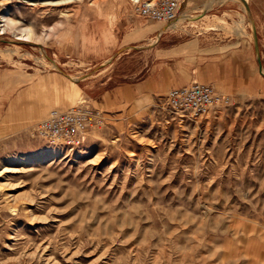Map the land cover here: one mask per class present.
Returning a JSON list of instances; mask_svg holds the SVG:
<instances>
[{
    "label": "rangeland",
    "instance_id": "1",
    "mask_svg": "<svg viewBox=\"0 0 264 264\" xmlns=\"http://www.w3.org/2000/svg\"><path fill=\"white\" fill-rule=\"evenodd\" d=\"M34 1L42 0H0V26L4 3L14 20L0 30V264H264V34L261 68L249 0H185L179 15L195 18L148 40L159 58L173 36L247 45L237 63L254 66L246 74L255 71L257 91L231 89L222 76L214 86L232 103L197 119L168 107L169 89L116 111L84 89L140 77V49L120 54L119 44L162 23L130 0ZM27 26L38 39L17 42ZM82 103L105 122L73 148L48 146L36 132L44 118H27ZM56 147L55 162L30 159Z\"/></svg>",
    "mask_w": 264,
    "mask_h": 264
},
{
    "label": "crops",
    "instance_id": "2",
    "mask_svg": "<svg viewBox=\"0 0 264 264\" xmlns=\"http://www.w3.org/2000/svg\"><path fill=\"white\" fill-rule=\"evenodd\" d=\"M260 1L249 0L248 3L256 23L257 33L264 34V8L261 10ZM164 26L163 23L161 25L144 26L136 32L139 34L136 40L119 44L120 54H126L128 47H134L135 50L140 49L136 55L142 58V75L135 80L117 83L108 88L98 86V90H90L86 88L87 86L84 87L92 100L100 102V105L107 111H116L131 105L139 97L164 95L168 89L178 87L179 83L190 84L198 80H200L198 82L208 80V82L203 83L214 86L215 83L221 80L222 76H226L232 84L231 89L239 91V87L245 85L250 93L257 91L255 86L258 81L255 77V71L250 75L246 74V70L254 68V66L251 63L247 64L245 61L237 63L239 53H243L247 46L240 43L239 39L238 41L235 39L207 40L198 36L187 40L180 36L181 40H179L176 36L167 37V40L174 39V43L162 47V53L166 57L159 58V56L153 54L156 47H153L154 44H151L148 40L154 38L158 32L160 33L161 27ZM207 41H211L212 45L208 46ZM137 43L138 45H135ZM208 48H219L220 51L216 53L220 52L221 54L208 56V53L204 52ZM243 59L247 60V57L243 56ZM232 64H234L233 68ZM103 84H106V82ZM58 93H60V96L62 95V91H58ZM66 104L70 105L67 101ZM51 105L56 106L54 103H51ZM46 113L47 105L38 108L27 118H45Z\"/></svg>",
    "mask_w": 264,
    "mask_h": 264
},
{
    "label": "built area",
    "instance_id": "3",
    "mask_svg": "<svg viewBox=\"0 0 264 264\" xmlns=\"http://www.w3.org/2000/svg\"><path fill=\"white\" fill-rule=\"evenodd\" d=\"M134 12L154 22L169 24L179 14L185 0H130ZM168 107L181 115L197 119L206 117L219 106H229L232 95L220 92L209 83L194 81L171 88L167 94ZM102 112L86 104L69 109H52L38 124L39 139L50 146L76 147L84 134L93 126H101Z\"/></svg>",
    "mask_w": 264,
    "mask_h": 264
},
{
    "label": "bare ground",
    "instance_id": "4",
    "mask_svg": "<svg viewBox=\"0 0 264 264\" xmlns=\"http://www.w3.org/2000/svg\"><path fill=\"white\" fill-rule=\"evenodd\" d=\"M239 1H241V0H239ZM56 2H58V1H56ZM56 2H53V1H50V0H42L40 3L34 1V2H30V4L37 7V5H41V6L48 5V4L49 5H51V4L52 5H56V4H58ZM213 2H215V1H213ZM211 3L212 2L207 3V5H210ZM241 3H242V1H241ZM243 5L245 6V8H246V10L248 12L249 20H250V23L252 24V31H253L254 30V18H252V13H251L250 9L248 8V6L246 5V1H244ZM3 8H4V10H3V14L1 16L2 17L1 19H3L4 24H2L0 26V30L5 32V31L13 29L14 20L11 18V13H10L11 10L7 7L6 3H4V7ZM205 16H207V15H205ZM192 18H195V17L194 16H190V14L187 11L182 13V14H180V15L178 14L175 17V19H174L176 21L173 20V21H171L173 23H171V22L169 23L170 25L168 24V25L162 27L161 32L159 33L158 36H160L162 34V32L166 31L167 29L175 28L177 25H181V23H183L185 20L192 19ZM52 28H54V27H52ZM50 31H52V29H50ZM253 33H254V31H253ZM15 34H16V36L19 37L18 39H15L17 42H31V41H33L35 39H38V36L35 35V33L33 31V28L31 26H27V27L21 28ZM44 35H48V32H45ZM253 38L255 39L254 35H253ZM154 42H156V40H154ZM49 62H51V65L53 67H57L56 61L52 60V61H49ZM263 74H264V70H263ZM70 77L73 78V79H76V78H74L72 76H70ZM74 97H76V95L74 93H71L70 94L71 102H72V99ZM48 146H50V145H48ZM58 149H61V147H56V149L53 150L52 152H49V153H46V154H42V155L30 158V159L31 160H36L37 162H42V163L53 162V161L55 162L56 160H58L59 158L62 157V155H61V153L59 152ZM9 166H13V164H10ZM2 167H7V166L6 165H2ZM7 168H9V167H7Z\"/></svg>",
    "mask_w": 264,
    "mask_h": 264
},
{
    "label": "water",
    "instance_id": "5",
    "mask_svg": "<svg viewBox=\"0 0 264 264\" xmlns=\"http://www.w3.org/2000/svg\"><path fill=\"white\" fill-rule=\"evenodd\" d=\"M247 6H248V8L250 9V6H249V4H246ZM251 11V10H250ZM254 37H255V40H254V47H255V50L257 51V55H258V61H259V65H260V67L262 68V63H261V61H260V57H259V49H258V36L256 35L257 34V30H256V24H255V21H254ZM262 73H263V71H262Z\"/></svg>",
    "mask_w": 264,
    "mask_h": 264
}]
</instances>
